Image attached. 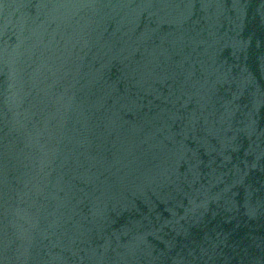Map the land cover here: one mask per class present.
<instances>
[{
  "label": "water",
  "instance_id": "obj_1",
  "mask_svg": "<svg viewBox=\"0 0 264 264\" xmlns=\"http://www.w3.org/2000/svg\"><path fill=\"white\" fill-rule=\"evenodd\" d=\"M0 264H264V0H0Z\"/></svg>",
  "mask_w": 264,
  "mask_h": 264
}]
</instances>
